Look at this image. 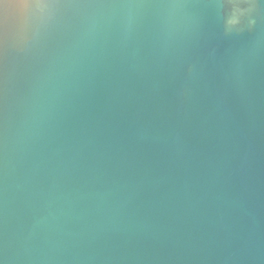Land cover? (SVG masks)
Here are the masks:
<instances>
[{
	"label": "water",
	"instance_id": "water-1",
	"mask_svg": "<svg viewBox=\"0 0 264 264\" xmlns=\"http://www.w3.org/2000/svg\"><path fill=\"white\" fill-rule=\"evenodd\" d=\"M29 2L0 0V264H264V0Z\"/></svg>",
	"mask_w": 264,
	"mask_h": 264
},
{
	"label": "clouds",
	"instance_id": "clouds-1",
	"mask_svg": "<svg viewBox=\"0 0 264 264\" xmlns=\"http://www.w3.org/2000/svg\"><path fill=\"white\" fill-rule=\"evenodd\" d=\"M35 4L38 8H41V9L46 7V5L43 3V0H35ZM19 7L23 12H26L31 7V4L29 0H20ZM236 23H238V20L235 18L229 21L230 25H235Z\"/></svg>",
	"mask_w": 264,
	"mask_h": 264
}]
</instances>
